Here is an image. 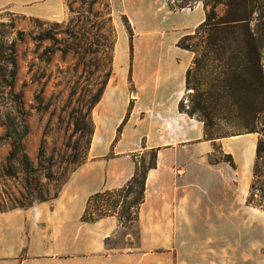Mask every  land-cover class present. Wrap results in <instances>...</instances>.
Here are the masks:
<instances>
[{
  "label": "rangeland",
  "instance_id": "1",
  "mask_svg": "<svg viewBox=\"0 0 264 264\" xmlns=\"http://www.w3.org/2000/svg\"><path fill=\"white\" fill-rule=\"evenodd\" d=\"M65 1L68 17L63 21L0 10V211L29 206L23 157H11L24 123L30 126L25 149L36 168L34 204L42 201V193L55 199L88 160L95 96L113 75L117 28L110 0ZM202 1L207 10L215 6L217 17L212 27L185 41L196 52L185 108L198 106L194 115L208 125L211 138L248 135L233 148L240 163L238 184L231 178L216 182L192 206L180 238L182 258L184 264H226L222 250L228 247L229 264H241V245H261L264 254V207L258 204L263 192L248 189L255 139L264 140V0ZM14 50L18 76L13 89L3 78L11 80ZM42 147L46 152L40 157ZM227 159L217 144L213 161ZM152 161L149 152L145 166ZM256 166L257 161L255 178ZM50 167L55 178L46 176ZM259 178L264 181V154ZM134 191L116 213L123 225L110 242L113 247L139 246V210L131 204L140 188ZM67 205V200L60 202L57 219ZM127 209L130 214L124 216ZM48 216L47 210L42 219L25 212L14 221L42 228ZM127 255L129 262L139 261V253Z\"/></svg>",
  "mask_w": 264,
  "mask_h": 264
},
{
  "label": "crops",
  "instance_id": "2",
  "mask_svg": "<svg viewBox=\"0 0 264 264\" xmlns=\"http://www.w3.org/2000/svg\"><path fill=\"white\" fill-rule=\"evenodd\" d=\"M110 2L117 28L113 75L93 109L88 160L58 198L0 211V222L7 220L0 224V264H184L180 238L192 206L216 182L231 178L238 184L240 163L233 148L248 134L209 139L205 122L181 109L196 59V52L181 42L197 35L207 21L205 3L195 9H175L169 0ZM7 8L40 19L68 17L65 0H0V10ZM125 16L133 25V44ZM258 143L256 137L248 189L255 179ZM217 144L233 156V162L213 161ZM153 151L157 167L148 172L146 199L139 211V246L113 247L110 242L123 225L121 217L86 222L88 201L100 191L125 187ZM62 200L68 205L57 219ZM44 210L49 216L42 228L27 220L14 221L25 212L42 219ZM132 253L140 254L137 263L128 261L127 254ZM230 255L225 247L226 264ZM245 263L264 264L261 245H241V264Z\"/></svg>",
  "mask_w": 264,
  "mask_h": 264
},
{
  "label": "trees",
  "instance_id": "3",
  "mask_svg": "<svg viewBox=\"0 0 264 264\" xmlns=\"http://www.w3.org/2000/svg\"><path fill=\"white\" fill-rule=\"evenodd\" d=\"M184 1L185 2L181 3V5H179V6L172 5V7L175 9L176 8H184L186 2H188L189 0H184ZM112 14L113 13H112V7H111V15ZM112 17H113V15H112ZM216 17H217L216 8H215V6H213L210 10H208L207 21L201 25L199 30L212 27L213 26V20L216 19ZM124 21L128 27L129 32H130L131 42L133 44V39H134V34H135L134 29H133V25L127 16L124 17ZM194 36H196V35H193V36L191 35L187 39L194 38ZM186 40H183L181 42V45L184 47L190 48L185 43ZM259 41L261 42L262 40L259 39ZM261 45H262V43H261ZM190 49H192V48H190ZM15 53L16 52L14 50V57L12 58V60L10 62L14 68L10 74L11 80L9 81L8 77H5V76L3 78V82L6 85L11 86L13 89L15 88L16 80H17V76H18V61H17V58L15 56ZM190 73H191V69L189 71V75H190ZM188 81H189V78H188ZM107 84H106V86H107ZM106 86L103 89H101L100 94L95 96L94 107L100 102L101 98L103 97ZM184 102L182 103L181 109L183 111H188L185 108ZM197 111H198V106H194L193 110L188 111V112L191 115H194L195 112H197ZM207 126L208 125H206L207 138L216 140V139L211 138L209 136ZM29 133H30V126L27 123H24L23 128H22V137L18 141L17 140L13 141V150L11 152V157H14V158L22 155L23 160H24L25 169L27 172V178H26L27 193L24 194V197L27 200H29L30 202L28 203L29 206L23 205L22 208H28V207L33 206L34 203L32 200L36 197V194L34 193V191L36 190V188L34 187V175H35L36 168H35V165L33 164L32 160L30 158V155L27 153V151L25 149V143H24V139H25V137H27L29 135ZM45 152H46L45 148L42 147L40 150L39 156L43 157L45 155ZM263 154H264V140H261L260 143L258 144L256 178L253 182L252 190L263 192V194L261 195L262 199L258 201V204L261 205L262 207H264V181H262L259 178V164H260V160L263 158ZM226 156L228 158L227 161L233 162V156L231 154H226ZM144 162L139 164L135 176L125 187L120 188V189H115V190L100 191V192L92 195L88 201L87 209H86V212L84 214L83 220L86 222H97L100 219L105 218L107 216L116 215L117 211L119 209L123 208L124 199H126L133 192H137V191H134V189H137L138 187L140 188V191L137 193L138 195L135 198V201L131 204V206L136 207L140 211V208L146 199V184H147L148 172L150 169L157 167V152L153 151V161L148 167L145 166ZM46 176L48 178H55V173L53 172L52 167H50L49 172L46 174ZM60 194L61 193H59L55 198H58L60 196ZM39 196H40L39 199L42 200L41 202L51 200V198L50 199L47 198L45 196V194H43V193L40 194ZM128 214H130V211L128 209L124 210V216H126ZM138 216H139V214H138Z\"/></svg>",
  "mask_w": 264,
  "mask_h": 264
},
{
  "label": "built area",
  "instance_id": "4",
  "mask_svg": "<svg viewBox=\"0 0 264 264\" xmlns=\"http://www.w3.org/2000/svg\"><path fill=\"white\" fill-rule=\"evenodd\" d=\"M171 5L174 6H179L181 5V3H184V0H169ZM202 3H204L202 0H189L188 2H186L185 7L184 8H189V9H195L198 6L202 5ZM176 9H180V8H176Z\"/></svg>",
  "mask_w": 264,
  "mask_h": 264
}]
</instances>
